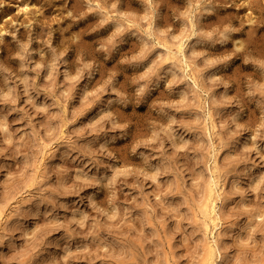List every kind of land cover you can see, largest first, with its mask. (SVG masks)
Listing matches in <instances>:
<instances>
[{
    "label": "rangeland",
    "instance_id": "374dc122",
    "mask_svg": "<svg viewBox=\"0 0 264 264\" xmlns=\"http://www.w3.org/2000/svg\"><path fill=\"white\" fill-rule=\"evenodd\" d=\"M211 243L264 264V0H0V264Z\"/></svg>",
    "mask_w": 264,
    "mask_h": 264
},
{
    "label": "bare ground",
    "instance_id": "6f19581e",
    "mask_svg": "<svg viewBox=\"0 0 264 264\" xmlns=\"http://www.w3.org/2000/svg\"><path fill=\"white\" fill-rule=\"evenodd\" d=\"M180 49H182V48L180 47ZM213 192H214V189L210 187L208 189V193L205 197V201H204V205H203V209H202V214L204 215V217L208 218V220L213 225V228H215L218 225L216 219L221 222L222 217H221V212L216 210V206H217L216 203L212 200ZM218 195L220 196V193ZM205 224H206V226L208 225L207 222ZM209 233H212V232L210 231ZM216 254L218 256V254H220V250L218 248H216L215 244H213V243L209 244L206 247V249L204 250L203 256L201 255L202 260H201L200 264H214Z\"/></svg>",
    "mask_w": 264,
    "mask_h": 264
}]
</instances>
